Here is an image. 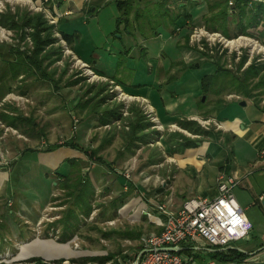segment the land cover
I'll use <instances>...</instances> for the list:
<instances>
[{"label": "crops", "instance_id": "1", "mask_svg": "<svg viewBox=\"0 0 264 264\" xmlns=\"http://www.w3.org/2000/svg\"><path fill=\"white\" fill-rule=\"evenodd\" d=\"M207 1H34L37 7L44 8L55 19L56 24L53 26H55L54 29L59 30L60 36L62 33L76 35L70 46L74 55L87 63L97 75L114 81L128 96L147 101L163 130L154 128L153 122L151 123L146 113H144L142 105H130V117L128 116L125 121L130 123L131 127L132 119H141V125H145V128H142V132L138 135L128 138V135L124 133L129 130H120L113 125L120 117L112 120L111 124H109L112 125V130H110L112 134L108 138L110 140V147L114 148V145L123 144L125 148L121 147L124 148V151L122 150V152L119 151L114 154L112 161H106L109 165L91 162L93 167L86 168L84 163L90 151L80 143L82 140L85 142L88 138L87 134H85L84 126L83 124L81 125L80 121L76 127L77 141L72 139L70 141L77 145L79 149L63 144L65 143L64 141L48 144L47 147L63 144L52 152H46V148L42 149L39 146L35 148L26 146L24 143L22 144L21 140L13 137L10 133L4 135L3 130L0 128V152L4 153L9 161L7 167L0 166V221L6 225L3 237H8L15 241L17 239L25 241L19 250L20 252L17 254V263L15 264H34L28 263L33 258H40L44 263L64 260L65 263L69 264H81V261L85 258H102L108 255H113L114 258L103 264H134L143 249L141 239L145 236L157 235L162 232L163 224L167 221V214L161 212L159 206L163 205L168 212L177 213L182 204L188 199H216L218 197L217 178L220 175H223L226 179L235 180L233 188L235 200L252 225L249 237L244 240L246 248L237 247L235 244L228 248V250H237L243 253L244 257H237L235 261H224L222 259L224 254L221 257H214L220 251L210 249L206 244L201 250H196V247L192 244H182L179 254L181 257L182 255H186L187 259L193 257L202 264H216V262L218 264H264V157L260 156V153L264 151V89L260 97L261 103L256 105L253 99H247L242 94H237L236 88L231 83L230 78L227 81L229 85L227 90H230L228 95L235 97L236 100H229L228 104V102H223L219 98L216 100V103L209 104L212 107H207L204 100L202 102L205 107L201 108L199 102H195V97L190 91L179 90V93H167L159 98L161 92L158 94L153 90L154 88H150L149 86L144 88L143 86H146L144 84L137 85L138 83L135 78H129L126 82H123L116 77L115 71L110 74L105 72L110 67L105 68L104 64L106 66H108L109 62L115 64L116 61L119 62L121 56L128 59L131 56L132 58L133 56L146 57L149 60L152 59L158 62L155 87H161L164 83L163 78L169 75V79H171L172 76L177 75L178 71H180L176 69L177 67H173L172 63H175V66H179V63L183 62L188 67L200 69L203 64H209L211 66L209 75L215 73L216 65L214 64L218 62L220 65L224 64L226 66L225 69L230 70L229 66L234 61V55L219 58L218 61L214 62L209 57H205L196 47L195 50L194 46L191 47L190 34L192 30L197 27H203L207 30L205 19L209 18L210 21L211 17L217 13V10L211 12L208 9L210 3L208 4ZM248 1L253 5L249 4L247 6L242 24L240 23L238 9L235 12L230 9L228 10L229 18L224 30L227 31L230 37H234V35L240 33L239 31L242 28H245L248 19L256 13L260 15L259 21L253 27L246 29V35L239 36L254 37L264 46V0ZM121 2L128 3H126L127 5L122 4L119 6L118 4ZM257 3L263 5V11H259ZM109 5L115 6V8L113 7V11H111V15H109L111 24L114 25V30L109 28L111 30L110 34L103 37L104 44L101 48H97L93 44L94 38L92 32H89L87 39L89 38L88 41L90 44H93V50L91 52L92 58L90 55L91 60H88L85 58L86 50L82 49L80 55L78 53L77 45L78 41H82V34L77 31L73 33L61 31L59 25L61 23L65 26L70 25L69 18L75 19L78 16L87 14L93 15L94 25L98 24L100 26L101 16L106 12V8ZM154 7H162L166 10V13L163 15L165 16L166 24L164 23L156 29L152 28L149 30V25L141 22L142 18H140L138 9H152ZM121 14L128 16L129 21H126L125 18V22H123L120 18ZM209 26H211L210 22ZM214 27L218 30L208 31L220 33L227 38L223 34V31L219 29L221 28L220 24L214 23ZM116 34L120 35L116 37ZM84 38L86 37L83 36ZM110 38L116 40L117 44H108L106 46ZM58 45L61 47L60 43L55 44L56 47ZM105 46L106 48L103 49ZM105 53L112 57L110 59L107 58ZM63 56L62 54L60 60L55 63V66L57 63L64 61ZM243 56H246L247 59L239 69V71L241 70L240 74L246 71L253 63L264 65V62H259L255 59L250 60L247 53H244ZM168 57H171L172 60L169 65H165V60ZM242 57L240 62L242 61ZM65 60H68V62L64 61L63 70L68 68L67 74L70 68L69 62L71 61V57L65 58ZM56 69L58 71L57 75L62 73V71L59 72L60 69L57 66ZM173 70L174 73H172ZM17 85L13 88L12 93H14ZM214 89V86L211 88L204 87L203 91L210 90L209 94H213ZM214 92L217 93L218 91ZM209 94L207 92V95ZM230 96H227V98ZM242 101L246 103L245 107L240 106ZM217 105H221V110L224 107L225 109L229 108H226L227 105H237L239 109L237 112L234 111L232 116L230 115V117L222 119L213 115V111H215ZM6 107L4 113H0V120L3 125L22 131V125L16 117V112L14 113L10 110V105H6ZM132 110L133 112H131ZM223 114H226V112L223 111ZM199 119L213 120L219 124V127L211 126L209 129H204L201 127ZM91 121L94 122L95 126L102 127L99 125L98 116H89L88 123L92 124ZM197 131L200 132L197 133ZM23 135L29 138V141L30 139L34 141L31 136H27V133ZM139 139L145 143L141 144ZM36 141L45 143L44 140ZM98 142H104L103 136L95 143V149L101 148V144L98 146ZM187 142L191 143L190 146H185ZM98 154L99 156L102 155L101 150ZM34 155L35 158H32ZM71 159L77 160V169L81 171V174L86 175L93 185L95 191L94 198L98 196L96 195V187L99 184L101 185L104 174L109 173V171L115 172L114 177L110 180L112 183L110 188L111 190L113 189L111 195L113 197L111 195L108 196V207L112 210V213L106 217V221H114L118 225H122L123 222L125 226L122 227L124 230L115 228L117 225L112 227L111 229L113 230L109 231L110 236L107 237L109 239H106V242L110 241L111 238L114 240V238L120 235L126 237L129 244L128 249L114 250L113 245H111L110 251L105 248L101 251L100 255L87 256L80 259L78 257L80 253H76L70 249L68 245L70 241L68 243H61L58 239L54 238V235L60 238V235L63 234V225L57 223L59 221L55 222L56 218L45 222L43 229L36 231L37 228L34 223L42 221V217L39 216L41 207L47 205L51 196H53L57 182L63 180L60 178V175L71 174L72 170H70L71 166L69 164ZM61 167L65 168L64 170L62 169L63 172H61ZM4 168L7 170H3ZM118 168L123 169V171L120 172ZM126 173L129 174V178L125 176ZM36 181L42 182L45 188L41 189L33 184ZM13 182L14 184L12 185ZM95 202L94 199L92 206H94ZM114 202H116V205H113ZM97 205L98 207L105 208L100 204ZM96 210L98 209H94L93 213ZM145 210L149 211L150 217L144 214L143 211ZM81 218L84 219L85 217L80 216L79 219ZM80 228L78 227L76 236L73 239L77 237ZM127 233L132 235V237L125 236ZM42 235L46 239L41 240L40 237ZM47 237L49 238L47 239ZM26 247L30 248L29 253H23ZM4 248V245H0V252H3ZM65 249L68 250L65 254H55L61 250L65 251ZM203 252L209 255V260L204 258ZM41 253L45 254L42 255ZM74 260L78 262L73 263L72 261Z\"/></svg>", "mask_w": 264, "mask_h": 264}, {"label": "rangeland", "instance_id": "2", "mask_svg": "<svg viewBox=\"0 0 264 264\" xmlns=\"http://www.w3.org/2000/svg\"><path fill=\"white\" fill-rule=\"evenodd\" d=\"M34 7H36V4L32 0L31 1L30 0H0V15H4L5 13L8 12L42 13L39 11H35ZM113 7L115 8L114 5H109L106 8V12L103 13L101 16L100 26L98 24L94 25L93 15L91 16L87 14L84 16H78V18L76 17L75 19L77 20L73 18H69L70 25L65 26L62 23L59 25L61 31L64 30L67 33H73L74 31H77L80 34H82V41H78V45H77L79 55L81 54L82 49L86 50L85 58L89 60L90 55L92 54L91 52L93 50V44L97 46V48L102 47V45L104 44L103 37L109 36L110 31L114 30V25L111 24V18H109V15H111V11H113ZM138 11L140 18H142L141 22L148 24L149 30H151L152 28L156 29L158 28L159 25H162L164 23L166 24L164 19L165 16H163L166 13V10L162 7H154L152 9L150 8L138 9ZM120 18L121 20H123V22H125L126 16L121 14ZM205 24L209 25V18L205 19ZM109 28L111 30H109ZM90 31L92 32V36L94 38L93 44H90V42L88 41L89 38L87 39ZM17 34L18 33L16 31L9 30L8 28H2L0 26V52L3 53V57L0 59V73L1 71L3 72L6 71L8 69L9 62L12 61L10 48L20 49L22 52L26 51L25 48L26 46L24 42L20 41L21 39L17 36ZM54 35L56 38H59L58 37L60 35L59 30L54 29ZM118 35L120 34H116L115 36L118 37ZM83 36L86 38L83 39ZM27 37L30 38L29 35H27ZM30 41L31 44H29ZM30 41L26 40V44L32 47L33 44L32 40L30 39ZM108 44L114 45L117 44V41L110 38L107 41L106 46ZM106 46L103 47V49H105ZM191 47H193V45H191ZM67 48L73 53V51L68 46ZM193 48L194 50L196 49L195 47ZM62 54L64 55L63 56L64 61L68 62V60H65V58L68 59L71 57V55L64 52ZM13 55L17 56V54H13ZM105 56L109 59L112 57L111 55H107V53H105ZM206 56L209 57L208 55H205V57ZM75 58L76 60L72 59L71 57V61L69 62L70 64L69 71L63 77L62 82L59 84L58 88L55 87L54 83L42 81L41 79H38L36 76L25 77L24 75H20L16 79V81H13V84H11L10 86L12 87V91H13V88L15 87V85H17L18 82L17 85L18 87L16 86L17 88L14 89V93H12V91L8 92L4 90L5 88L3 89L2 92L3 96L0 101V104L3 103L1 114L4 113V111L6 110L7 108L6 105H10L11 107L10 110H12V112L14 113L16 112L17 119H19L18 117L29 119L27 121H24V119L21 118L19 119L23 130L18 131L19 134L21 135V138H17V139L21 140L22 144L24 143V145L26 146L34 147V148L39 146L42 149H45L47 145L51 143H59L64 141L70 142L72 140L77 141L76 127L80 121L81 125L83 124L85 134H87L88 137L85 142L82 140V142L80 143L83 144L85 147H87L89 151H91L95 149V143L97 142V140H99L100 137L103 136L104 142L101 143L98 142V146L100 144L102 146L101 157L104 158L105 161H112L113 160L112 156L118 153L119 151L120 152H122V150L124 151L125 147L123 144L114 145V148L110 147V140L108 138L112 134V132L110 131L112 130V128L110 129L109 127L106 126L109 125V123L100 125L102 127L95 126L93 121H91L92 124L88 123L89 116L87 112L85 110L77 109L78 106H76L77 103L80 101L82 94L86 91L87 87L95 85V88H97V90L98 89L100 90L101 87H104V91L102 94L103 96L107 97V99L105 100L106 105L113 103H118L121 105H125V103H130L129 105H133V104L144 105L147 102L139 98H134V99L128 98L127 94L126 97H124L125 92L121 89L119 85H116L114 81L111 82V80L97 75L90 68L95 74L93 75L92 72H89V70L83 68L82 66L83 61L78 59L76 56ZM171 60H172L171 57H168L165 60V65L166 64L169 65ZM64 61L56 64V66L60 69V70L58 69L59 72L63 71L64 69V65H65ZM157 63L158 62H155L152 59L149 60L146 57L141 58V57L133 56L132 58L131 56V58L128 59L125 57L123 58V56H121L119 62L116 61L115 64L109 62L108 66L104 64V67L105 68L110 67L105 72L110 74L111 72L115 71L116 77L123 82H126V80H128L129 78H135V80L138 83L137 85L144 84L146 85L143 86L144 88L148 86L150 88H154L153 90H155L158 94L161 92V96H159V98L162 97L163 94L172 93V92L179 93L182 90H187L192 92L193 96L195 97L196 103L199 102L200 104V102H202V99L205 98L207 107L211 106L209 105L210 103L213 104L216 103V100L219 98L223 102H228L229 100H236L235 97H231L230 95H228L230 93V90H227L229 86L227 81L231 78V76L228 73L220 74L214 81L213 78L210 79L208 78L207 82L205 83L206 87H209V84L213 86L214 83V88H215L214 91H218L217 93L213 91V94H209V90L208 91L205 90V92L203 91L202 80L204 79V76L206 74H208L207 76L209 77V69H211V66H209V64L206 65L203 64L200 69L195 67L193 68L190 66L188 67L184 65L183 62H180L179 66H175V63H172L173 67H177L176 69L180 70L178 71V74L172 76L171 79H169L170 76L167 75L166 78H163L164 83L162 85L160 84L161 87L160 86L155 87L157 82V78H156V72L158 68ZM221 65L224 68H226L224 64ZM172 73H174V70L172 71ZM230 73L235 75L234 72L232 71H230ZM71 76H73L74 78H72ZM70 77L72 78V80L73 79H75V81L78 80L77 81L78 84L75 86H67L66 85L67 80L69 81ZM19 86L22 88L25 87L27 93L26 96L20 95V92L18 91ZM22 88L19 89L22 90ZM97 90H93V94ZM114 90L118 91V93H121L120 92L121 90L124 93L123 96H119L117 98L115 96V93L113 92ZM207 92L209 95H207ZM19 96L28 99V101L24 102L22 100H19L18 99ZM227 96L230 97L227 98ZM13 97H15V99H13ZM249 106L253 107L251 105ZM226 108L227 109H225L224 107L223 110H221L222 109L221 108L220 110L213 111V115L217 118L223 119L230 117V115L232 116L234 111L237 112L239 109L237 105H227ZM151 110L153 111L152 108ZM152 111L150 115L154 116L155 113ZM223 111H225L226 114H223ZM128 113L130 117V112ZM151 119L148 120L152 123ZM75 120L78 121L76 122V124H75ZM155 122H158V120H156ZM129 129H130V123H129ZM26 133L27 136L29 137L31 136V138H33L34 141H32L31 139L29 141V138L23 135ZM36 140L38 141L44 140L45 143L43 142L39 143ZM121 146L124 148H122ZM32 158H35V155ZM91 162H92L91 159L86 158L84 163L86 168L93 167V164ZM7 166L8 165L3 167H7ZM76 167H78V165H76ZM62 169L64 170L65 168L61 167V172H63ZM70 170H72L71 167ZM118 170L120 172L123 171V169L121 168H118ZM114 174L115 172H111V171H109V173L107 174H104L103 176L104 179L102 180L101 185L99 184L96 187V191H97L96 195L98 196L94 198L96 202L94 203L93 208L98 210H96L95 213H92L91 216L89 217H85L84 219L83 218L79 219L80 221L79 227H81L82 229L80 228L77 237L72 241H70V243H68L72 251L76 253H80V255L78 256L80 257V259L85 258L87 256L100 255L102 253L101 252L102 250H104L105 248L109 250L111 245H113L112 247H114L113 248L114 250L129 248V244L127 243L126 237L117 235L118 237L114 238V240H112L113 238H111L110 241L106 242V239L109 238H105L103 235V233L108 234L109 231L113 230L111 228L114 227L115 225H117L115 228H117L118 230H124L122 227L125 226V223L123 222L122 225L120 224L118 225V223L117 224L115 222L109 223L111 221H106L107 220L106 217L108 215H111L112 213L111 212L112 210L109 209L108 207V203H109L108 196H110L111 192L113 191V189L111 190L110 188L112 185L110 180L114 177ZM81 175L83 176L84 174L82 173ZM54 176L56 177V175ZM60 183H61L60 181L57 182V186H55V191L53 193V196H51V199L47 203V205L41 207L42 209L39 213V216L42 217V221H40L39 223L38 222L34 223L36 224V228H37L36 231H39V229H43V224L45 222L51 221L50 219L52 218H56L55 222L60 221L61 217H63L65 212L71 207V203L67 202V200L65 199L66 196L65 190L60 189L59 186ZM13 184L14 182L12 183V185ZM33 184L37 185L41 189L45 188V185H43L42 182L40 181H36ZM64 203L66 204L63 205ZM97 204H100L105 208L98 207ZM2 223L3 222L0 221V224ZM3 234L4 233H1L2 237L0 238V245H4L5 248L3 252H0V264H15L17 263L16 261L17 254L20 252L19 250L22 248V246L24 245L23 243L25 241L21 239H17L15 241L9 239L8 237H3ZM42 236L40 237L41 240L46 239L44 235ZM48 238L49 237H47V239ZM234 244L237 247L246 248V242L244 240L236 242ZM29 252H30V248L26 247L23 253H29ZM65 252H68V250L67 249H65V251L61 250L56 252L55 254H65ZM41 254L44 255L45 253H41ZM203 256L204 258H206V260H209V255H206V253L203 252ZM182 258L187 259L186 255H182ZM62 264H69V263L63 262ZM216 264H218V262H216Z\"/></svg>", "mask_w": 264, "mask_h": 264}, {"label": "trees", "instance_id": "3", "mask_svg": "<svg viewBox=\"0 0 264 264\" xmlns=\"http://www.w3.org/2000/svg\"><path fill=\"white\" fill-rule=\"evenodd\" d=\"M37 1V0H32ZM230 0H209L207 1L208 4L210 3V6L208 5V9H210L211 12H214L217 10V13L211 17L210 23L211 26L206 25L207 30L217 31L218 29H215L214 23L220 24L221 28L220 30L223 31V34L228 38H237L239 35H246V29L249 27H253L254 24H256L259 21L258 14L252 15L248 19V23L245 26V28H242L239 32V34L234 35V37H230L227 34V31L225 29V25L228 21V10H233L234 12L236 9H238L240 13V23L242 24V19L245 14V10L247 6L253 5L248 0H235L233 7L229 6ZM128 2H121L118 5H122ZM259 11H263V5L261 3H257ZM125 16V14H124ZM242 16V17H241ZM126 21H129L128 16H126ZM0 26L2 28H8L9 30L16 31L18 34L17 36L21 39L20 41L24 42L26 51L22 52L20 49H13L11 50V56L12 61L8 64V69L6 71H1L0 73V101L2 99V92L3 89L11 92L12 87L11 84H13V81H16V79L20 75H24L25 77L30 76H36L38 79H41L42 81L52 82L54 83L55 87L58 88L59 84L62 82L63 77L66 74V71L68 68H65V70L62 71L61 74L57 75L58 71L56 69L55 63L60 60L62 56V47L55 46V44H59V39L55 37L54 35V28L55 26L50 25L44 15L42 13H5L4 15H0ZM27 29H31V32H27ZM228 30V29H227ZM29 35L30 39L32 40V47L26 44V37ZM62 38L66 41L68 44V47L70 48L72 44V40L76 35H67L62 33ZM20 50V51H19ZM30 52V53H28ZM13 54H17V56H14ZM204 56L206 53H202ZM3 57V53L0 52V59ZM246 56L242 57V61L240 62L238 66V70L242 67L244 62L246 61ZM216 65V71L214 74L205 76L202 80V86L203 88L206 87L205 83L207 82L208 78H213V81L222 73H228L231 76V83L236 88L235 91L237 94H242L245 98H251L255 102L256 105H259L261 103V96L263 94L264 89V65L261 64H255L253 63L246 71H243L240 75L239 74H231L230 70L225 69L220 63L214 64ZM194 66V65H193ZM73 77V76H71ZM70 77V80L67 82V86H75L78 84V80L75 81L74 79ZM24 82V81H23ZM23 85V83H22ZM20 85V86H22ZM19 88H22L20 87ZM214 86V83H213ZM18 87V86H17ZM16 87V88H17ZM211 84H209V88H211ZM2 88V89H1ZM18 88V91L20 94L26 96V89L25 87L21 89ZM93 90H97L95 88V85H92L90 87H87L86 91L82 94V97L80 101L77 103V109L85 110L88 114V116L96 115L99 118V125L104 124H111L112 120L118 119L121 113L122 105L118 103L113 104H105V100L107 97L103 96L104 87H101L100 90L98 89L93 94ZM210 92V90H209ZM92 94V95H91ZM207 96V95H206ZM201 105H199L201 108L205 107L204 103L202 105V102H200ZM221 105H217V108L215 110H220ZM133 112V110L131 111ZM141 113V111H140ZM19 119L21 117H18ZM24 119V121H27L29 119ZM133 120V119H132ZM131 120V127L128 132H125V135H128V138H132L135 135H138L142 132V128H145V125H141V119L136 120L134 119L133 122ZM198 127L200 125L197 124ZM200 131H197V133ZM140 143L144 144L145 142H142L141 139ZM65 145L71 146L73 148L79 149L77 145H75L72 142L64 143ZM191 143H188L185 146H190ZM58 145H50L46 147V152H52L59 148ZM102 147V146H101ZM101 148H97L95 150H91L87 156L89 159L92 160V162L109 165L106 163L104 158L99 156V151ZM87 153V152H86ZM69 164L71 166V174H61L60 178L63 180L60 181L59 184L60 189L65 190V199L67 202L71 203V207L65 212L63 217H61L59 224L63 225V234L60 235V238L58 237L59 242L61 243H68L76 236V231L79 227V217H89L94 211V208L92 206V202L94 200L95 191L94 187L91 184V182L88 180L86 175H81V171L77 169V160L71 159L69 161ZM62 176V177H61ZM64 203L63 205H65ZM113 205H116V202L113 203ZM62 206V205H61ZM6 225L0 224V238L1 233H5ZM104 237H109L110 234L103 233ZM129 238L132 237V235L128 234L125 235ZM224 254V256H222ZM216 256H222V259L224 261H235L237 257H244L243 253H240L237 250H227V251H220ZM235 256V257H233ZM113 255H108L107 257H96V258H85L81 261V264H87V263H105L109 260H111ZM64 260H57L52 263L48 264H62ZM73 263H77V260L72 261ZM28 263H34V264H47L44 263L42 259L40 258H33Z\"/></svg>", "mask_w": 264, "mask_h": 264}, {"label": "built area", "instance_id": "4", "mask_svg": "<svg viewBox=\"0 0 264 264\" xmlns=\"http://www.w3.org/2000/svg\"><path fill=\"white\" fill-rule=\"evenodd\" d=\"M234 1L230 0L229 6H232ZM34 9L35 11L42 12L46 20L48 18L49 24H56L55 19L44 8L36 6ZM27 31L31 32V29H27ZM58 37L64 53L70 54L72 59L76 60L75 55L67 48L62 37L60 35ZM26 40L30 41V38L26 37ZM190 43L201 53H206L209 59L214 62L219 58L234 55V61L229 66V69L234 74H239L241 71L238 70L237 65L244 53L249 55L250 60L255 59L259 62H264V46L254 37L238 36L235 39H227L220 33H213L203 27H197L190 34ZM29 44H31V41ZM82 63L83 68L93 73L87 63ZM93 75L95 74L93 73ZM113 92L117 98L124 94L121 90V93L115 90ZM124 97H126V94ZM127 97L135 98L128 95ZM18 99L24 102L28 101V99L22 96H19ZM129 104L125 103L123 105L121 118L113 124L117 129L129 130V123L125 121L129 116ZM2 106L3 103L0 104V113L2 112ZM142 106L148 118H152L154 128L163 130L159 121L155 122L158 120L156 115H150L152 110L149 103L147 102ZM76 122L78 121L75 120V124ZM199 123L204 129H209L211 126L219 127L217 122L209 119H199ZM106 126L110 129L112 128V125ZM0 128L3 130L4 135L10 133L16 138H21L17 129L4 126L1 120ZM260 156L264 157V151L260 153ZM8 163L6 155L0 152V166H6ZM125 176L129 178L128 173ZM234 184V179H226V177L220 175L217 178L218 197L216 199H188L182 204L177 213L168 212L163 205L159 206V210L167 214V221L163 224L162 232L157 235L145 236L141 239L143 249L139 253L136 262L138 264H202L193 257L184 260L179 252L162 249L180 247L182 244H192L196 247V250H201L206 244L210 249L226 251L234 243L247 239L252 230V225L235 200L233 194ZM143 212L150 217L148 210ZM112 222L114 221L109 223ZM54 238L58 239L56 235H54Z\"/></svg>", "mask_w": 264, "mask_h": 264}, {"label": "water", "instance_id": "5", "mask_svg": "<svg viewBox=\"0 0 264 264\" xmlns=\"http://www.w3.org/2000/svg\"><path fill=\"white\" fill-rule=\"evenodd\" d=\"M205 98L202 99V101H204ZM240 106L242 107H245L246 106V103L244 101H242L240 103ZM3 170H7L6 168H4ZM162 250H169V251H176V252H179L180 251V247H170V248H165V249H162ZM134 264H138L137 262H135Z\"/></svg>", "mask_w": 264, "mask_h": 264}]
</instances>
